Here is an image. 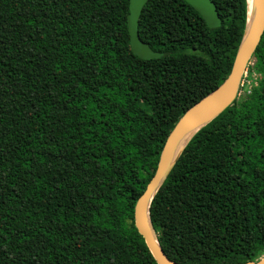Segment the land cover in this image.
I'll return each instance as SVG.
<instances>
[{
	"label": "trees",
	"instance_id": "obj_1",
	"mask_svg": "<svg viewBox=\"0 0 264 264\" xmlns=\"http://www.w3.org/2000/svg\"><path fill=\"white\" fill-rule=\"evenodd\" d=\"M0 0V264H156L134 207L181 116L230 73L246 0ZM258 85L202 127L155 193L150 224L176 264L264 254V33Z\"/></svg>",
	"mask_w": 264,
	"mask_h": 264
},
{
	"label": "water",
	"instance_id": "obj_2",
	"mask_svg": "<svg viewBox=\"0 0 264 264\" xmlns=\"http://www.w3.org/2000/svg\"><path fill=\"white\" fill-rule=\"evenodd\" d=\"M193 8L205 21L210 29H217L221 25L216 7L211 0H183ZM148 0H129L127 29L129 45L132 54L141 60H156L165 56L153 52L149 46L143 43L138 36V23L142 10ZM264 33V0H254L252 14L248 11L246 0V25L242 41L236 53L232 68L224 82L213 92L204 97L198 103L189 108L175 124L168 135L159 156L155 173L146 186L145 191L138 198L134 207V227L143 239L149 253L156 264H176L169 260L158 245L152 230L149 214L153 196L166 180L168 173L188 142L195 134L223 111L229 108L237 99L242 78L250 59L260 43ZM192 135L182 150L176 155L177 148L182 140ZM245 264H264V256L255 262Z\"/></svg>",
	"mask_w": 264,
	"mask_h": 264
},
{
	"label": "rangeland",
	"instance_id": "obj_3",
	"mask_svg": "<svg viewBox=\"0 0 264 264\" xmlns=\"http://www.w3.org/2000/svg\"><path fill=\"white\" fill-rule=\"evenodd\" d=\"M250 65L251 64H249L247 66V68ZM247 68H246V75H244V77L242 78L241 86L239 87V90H238L237 99L241 98L244 94H247L248 92H250V90L253 87L258 85V75L253 73L251 75V77H249V75H247ZM263 256H264V254H263ZM263 256H261V257H263Z\"/></svg>",
	"mask_w": 264,
	"mask_h": 264
},
{
	"label": "bare ground",
	"instance_id": "obj_4",
	"mask_svg": "<svg viewBox=\"0 0 264 264\" xmlns=\"http://www.w3.org/2000/svg\"><path fill=\"white\" fill-rule=\"evenodd\" d=\"M254 9V0H248V11L249 14L251 15ZM192 137V135H188L184 140L181 141V143L179 144L177 151H176V155L182 150V148L185 146V144L190 140V138Z\"/></svg>",
	"mask_w": 264,
	"mask_h": 264
},
{
	"label": "built area",
	"instance_id": "obj_5",
	"mask_svg": "<svg viewBox=\"0 0 264 264\" xmlns=\"http://www.w3.org/2000/svg\"><path fill=\"white\" fill-rule=\"evenodd\" d=\"M245 75H246V73H245Z\"/></svg>",
	"mask_w": 264,
	"mask_h": 264
}]
</instances>
